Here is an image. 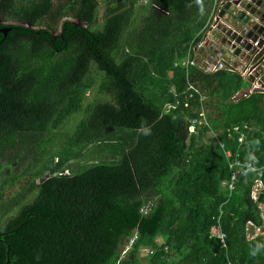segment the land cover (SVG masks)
<instances>
[{
	"label": "trees",
	"instance_id": "trees-1",
	"mask_svg": "<svg viewBox=\"0 0 264 264\" xmlns=\"http://www.w3.org/2000/svg\"><path fill=\"white\" fill-rule=\"evenodd\" d=\"M97 2L63 0L74 23L59 31L54 0L0 2L15 23L0 26V264H143L142 248L144 264H264V235L246 230L264 225V190L255 202V175L239 168L229 199L219 145L264 167V94L235 102L238 73L175 67L211 0H152L135 26L136 0H106L101 30ZM91 147L102 159L81 164Z\"/></svg>",
	"mask_w": 264,
	"mask_h": 264
},
{
	"label": "built area",
	"instance_id": "built-area-1",
	"mask_svg": "<svg viewBox=\"0 0 264 264\" xmlns=\"http://www.w3.org/2000/svg\"><path fill=\"white\" fill-rule=\"evenodd\" d=\"M244 1L250 2V0H244ZM223 3L215 0V6L212 9L209 20L206 26L203 28L202 32L200 33L201 38H202L201 41L196 45L194 44L190 45L187 56L181 61L177 62L175 64V67L184 68L187 71L188 78L190 77V70L192 68H198L204 71L205 73H217L222 70H229V71L238 73L243 79L250 80L252 83L249 89L236 93L232 97V100L236 102L241 98H248L249 96H251L252 94L256 92L264 94V72L260 73L259 66L253 67V65L245 63L243 59H237L236 57H231L228 61L229 65L232 68H228L222 63V57L217 58L216 60L214 59L210 60L208 59V57L205 58L204 60L203 59L200 60V58H197V56L201 55V52H203L206 49V46H208L209 44L214 42V45H219L220 40H219V36L217 33L220 32L222 28L227 25L226 19H224L220 15V13L222 12ZM153 6L155 8H158L156 5H153ZM212 33H214V36H212ZM254 46L257 47L258 42L254 43ZM234 64H236L235 67H234ZM189 85L191 89H195L191 82H189ZM177 106H178V101H176L173 104L168 105V109H172ZM207 124L208 123L205 117H203L202 120L192 121L191 126L189 128L190 133L197 134L198 127L207 125ZM234 132L239 134L238 143L241 146L244 140L246 139V134L240 127H235ZM219 145H220V148L225 151L226 159L228 161L230 174H231L230 180L222 182V187L228 193V198L230 199L231 194L235 187L236 180L239 177V171H238L239 168H248L255 175L251 196H252V199L255 202H257L261 192L264 190V182H263L264 167H258L254 163L245 164L240 161L238 152L234 154L232 151L226 150L225 146L222 143H220ZM65 173L67 175L69 174V171H66ZM263 207L264 206H262V209ZM148 210L149 208H143L141 212L143 214H147ZM218 220H220V217L218 218ZM261 229L262 228L258 229L252 222H248L247 228H246L247 238L249 240H253L256 236L260 234L264 235L262 233L259 234V232H261ZM254 230H255V234H254ZM212 237L218 239L220 243L222 244L223 248H227V234L222 231L220 226L217 231H214L212 233ZM137 238L138 237L136 234L129 240V243L127 244V246L125 247V250L123 251V257L131 251ZM147 252L149 255L153 254V251L150 249ZM119 262L120 261H118L117 264H119Z\"/></svg>",
	"mask_w": 264,
	"mask_h": 264
},
{
	"label": "water",
	"instance_id": "water-1",
	"mask_svg": "<svg viewBox=\"0 0 264 264\" xmlns=\"http://www.w3.org/2000/svg\"><path fill=\"white\" fill-rule=\"evenodd\" d=\"M114 8L119 6V0H107ZM227 13V25L222 28L219 35V49L223 51L222 63L232 68L228 61L231 57L243 59L245 63L253 67H261L264 72V0H229L224 4ZM74 23V21H72ZM80 25L86 26L81 23ZM32 27V25H29ZM11 28L0 29L7 35ZM258 42L255 47L254 43ZM236 64H234V67ZM264 210V207H263ZM264 212V211H263ZM264 234V228L259 234ZM9 263V262H8ZM7 263V264H8Z\"/></svg>",
	"mask_w": 264,
	"mask_h": 264
},
{
	"label": "rangeland",
	"instance_id": "rangeland-1",
	"mask_svg": "<svg viewBox=\"0 0 264 264\" xmlns=\"http://www.w3.org/2000/svg\"><path fill=\"white\" fill-rule=\"evenodd\" d=\"M62 4H63V0H54V13H55V28L59 31L61 29V26H62V23L65 21V20H71L73 21L74 19H72V17L69 15L70 12H67V14H63V10H62ZM104 5H105V2L103 0H100V7H99V10H98V21L102 20L103 19V10H104ZM102 10V11H101ZM143 14H141V10L140 8L136 7L135 9V15L133 17V26L137 25L138 22L141 21V17H142ZM99 24V27H96V30H101L103 28V24L100 25ZM44 26V25H43ZM98 26V25H97ZM55 33H58V32H55ZM203 56V53L201 55V57ZM201 64V62H200ZM250 87V84H246L244 88H249ZM89 99H94V94H90L89 95ZM80 119L79 118H76L75 120H72L71 122V125L74 126L76 125L77 121ZM215 136L214 135H211L207 141L212 143V144H215L216 143V140L214 138ZM102 159V155H98V154H95L94 153V148L91 147L88 152H87V156L84 157L83 159L80 160V163L85 165V164H88V163H93V162H96V161H99ZM0 161H1V158H0ZM80 163H75L74 165H72V167L76 170L77 168H79V166H83V165H80ZM20 191V188L19 187H15V188H12L8 191V196H12L14 194H17L18 192ZM4 226V223H0V230L1 228ZM171 237V236H170ZM147 251L148 249L147 248H142L140 253H141V256H140V261L143 262V264L146 262L147 260Z\"/></svg>",
	"mask_w": 264,
	"mask_h": 264
},
{
	"label": "crops",
	"instance_id": "crops-1",
	"mask_svg": "<svg viewBox=\"0 0 264 264\" xmlns=\"http://www.w3.org/2000/svg\"><path fill=\"white\" fill-rule=\"evenodd\" d=\"M104 2L106 1V0H103ZM217 1H219V2H221V3H223V6H222V12L220 13V15L224 18V19H227V17H228V15H227V13H224V11H225V8H224V4H225V2L226 1H229V0H217ZM136 6H135V9H136V7H138V8H140V10H141V14H143L142 15V17H141V21L140 22H142V19H143V17H144V15L147 13V11H148V8H149V6L150 7H154L153 5H151V2H152V0H136ZM97 6L98 7H100V0H98V2H97ZM214 6H215V0H211V5H210V7H209V9H208V11H206V13H205V15H206V24H207V22H208V20H209V17H210V14H211V12H212V9L214 8ZM114 8H116V7H114ZM102 11V10H101ZM227 21V20H226ZM102 22H103V19L102 20H100V21H98L97 20V22L96 23H94V25H92V26H97V27H99V24L98 23H100V25H102ZM139 23V22H138ZM206 26V25H205ZM204 26V27H205ZM212 36H214V33H212ZM219 36V35H218ZM220 47H219V45H214V42L213 43H211V44H209V46H207V48L203 51V52H201V54L203 53V56L201 57V55H198L197 56V58H200V60H204L205 58H207L208 57V59H210V60H212V59H214V60H216L217 58H221L219 55H221V54H223V51H221L220 49H219ZM221 53V54H220ZM237 61V60H236ZM238 62H240V61H238ZM259 70L261 71V67H259ZM244 81L246 82V83H248V84H250V86H251V81L250 80H245L244 79ZM250 88V87H249ZM249 88H242L239 92H241V91H245V90H247V89H249ZM238 92V93H239ZM263 172H264V170H263ZM263 177H264V174H263ZM264 211V210H263ZM263 217H264V215H263ZM263 220H264V218H263ZM263 228H264V225H263V227H262V229H261V231L263 230ZM259 232V231H258Z\"/></svg>",
	"mask_w": 264,
	"mask_h": 264
},
{
	"label": "flooded vegetation",
	"instance_id": "flooded-vegetation-1",
	"mask_svg": "<svg viewBox=\"0 0 264 264\" xmlns=\"http://www.w3.org/2000/svg\"><path fill=\"white\" fill-rule=\"evenodd\" d=\"M2 1H4V0H0V2H2ZM9 24H11V25H13V24H15L13 21H7L5 18H4V16L3 15H1V18H0V26H2V25H9ZM0 29H4V28H0ZM6 29H7V27H6ZM209 46V45H208ZM206 48H207V46H206Z\"/></svg>",
	"mask_w": 264,
	"mask_h": 264
}]
</instances>
